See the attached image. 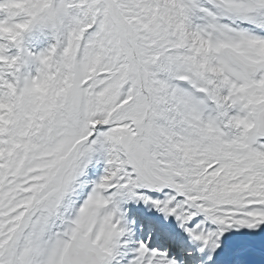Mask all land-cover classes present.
Instances as JSON below:
<instances>
[{
    "label": "snow or ice",
    "instance_id": "obj_1",
    "mask_svg": "<svg viewBox=\"0 0 264 264\" xmlns=\"http://www.w3.org/2000/svg\"><path fill=\"white\" fill-rule=\"evenodd\" d=\"M31 3L55 42L25 74L0 36V264H264V0Z\"/></svg>",
    "mask_w": 264,
    "mask_h": 264
},
{
    "label": "clouds",
    "instance_id": "obj_2",
    "mask_svg": "<svg viewBox=\"0 0 264 264\" xmlns=\"http://www.w3.org/2000/svg\"><path fill=\"white\" fill-rule=\"evenodd\" d=\"M33 8H35V5L31 3V0H0V36L15 37L21 32L23 35L30 32L32 18L35 16V13L32 11ZM52 87L53 81L46 80L37 85L35 91L41 96L51 95L50 89ZM3 107L11 111L6 102L3 104ZM3 122L2 118H0V126H2Z\"/></svg>",
    "mask_w": 264,
    "mask_h": 264
},
{
    "label": "rangeland",
    "instance_id": "obj_3",
    "mask_svg": "<svg viewBox=\"0 0 264 264\" xmlns=\"http://www.w3.org/2000/svg\"><path fill=\"white\" fill-rule=\"evenodd\" d=\"M34 32V33H33ZM35 34H36V39L34 38V36H35ZM29 36L30 37H32V38H29ZM36 40L37 42H42V41H44L43 42V46L44 47H42V48H40L39 50H38V52H35V50L33 51V46H31V45H27V44H29L30 42H29V40L30 41H32V40ZM1 42H3V41H1ZM55 42V40H54V38L52 37V35H51V33L47 30V29H44V30H39V29H33V30H31L30 32H28L27 34L25 33L24 34V37H23V48L25 49V52H24V54H25V59L27 60V63H29V59H30V57H27V52L28 51H32L33 53H39L40 51H42V50H44V49H46L47 47H49L52 43H54ZM26 45H25V44ZM39 44V43H38ZM45 44V45H44ZM40 45V47L42 46V44H39ZM38 45V46H39ZM15 49V48H14ZM15 53H16V51H15ZM23 53H22V55H24ZM29 58V59H28ZM30 64H32V70L36 67V63L34 62V60L30 63ZM24 68H26V65L24 66ZM27 69V70H26ZM25 70H24V73L25 74H27V73H32L31 71H29L28 70V68H26ZM27 71H29V72H27ZM35 72H33L32 74H34Z\"/></svg>",
    "mask_w": 264,
    "mask_h": 264
},
{
    "label": "bare ground",
    "instance_id": "obj_4",
    "mask_svg": "<svg viewBox=\"0 0 264 264\" xmlns=\"http://www.w3.org/2000/svg\"><path fill=\"white\" fill-rule=\"evenodd\" d=\"M34 33V32H33ZM27 34V33H26ZM29 38H32V37H30L29 36ZM35 38V37H34ZM37 38V37H36ZM33 41V40H32ZM1 42V41H0ZM29 42H31L30 40H29ZM25 44V43H24ZM26 45V44H25ZM28 45V44H27ZM45 45V44H44ZM43 46V45H42ZM44 47V46H43ZM15 51H16V49H14V47L13 48H11L10 49V52L12 53V54H15ZM34 51V50H33ZM32 52V51H31ZM26 58V57H25ZM29 59V58H28ZM27 68V67H26ZM27 70V69H26ZM27 72H29V71H27Z\"/></svg>",
    "mask_w": 264,
    "mask_h": 264
}]
</instances>
